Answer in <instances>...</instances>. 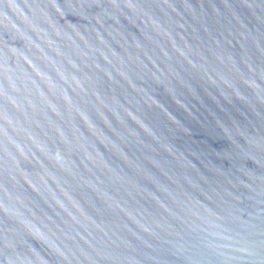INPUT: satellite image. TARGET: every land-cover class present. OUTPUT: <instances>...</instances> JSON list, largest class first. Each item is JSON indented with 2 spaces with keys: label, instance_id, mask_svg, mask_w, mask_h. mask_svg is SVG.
I'll return each mask as SVG.
<instances>
[{
  "label": "water",
  "instance_id": "1",
  "mask_svg": "<svg viewBox=\"0 0 264 264\" xmlns=\"http://www.w3.org/2000/svg\"><path fill=\"white\" fill-rule=\"evenodd\" d=\"M0 264H264V0H0Z\"/></svg>",
  "mask_w": 264,
  "mask_h": 264
}]
</instances>
